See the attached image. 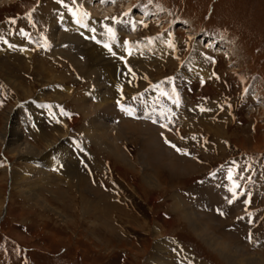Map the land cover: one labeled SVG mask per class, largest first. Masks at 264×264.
Segmentation results:
<instances>
[{
    "label": "rangeland",
    "instance_id": "1",
    "mask_svg": "<svg viewBox=\"0 0 264 264\" xmlns=\"http://www.w3.org/2000/svg\"><path fill=\"white\" fill-rule=\"evenodd\" d=\"M129 1V11L126 0L87 11L85 0H0V128L11 111L24 145L64 142L72 155L61 160L80 159L82 178L46 187V206H36L12 184L22 165L0 138V264H152L159 240L190 264H228L173 209L174 196L219 238L244 225L242 244L224 242L264 258V0ZM78 8L72 22L84 32H66L62 16ZM153 131L193 169L175 175L151 162ZM88 134H105L126 159ZM148 162L157 187L143 180ZM206 188L222 190L227 206L202 212Z\"/></svg>",
    "mask_w": 264,
    "mask_h": 264
},
{
    "label": "bare ground",
    "instance_id": "2",
    "mask_svg": "<svg viewBox=\"0 0 264 264\" xmlns=\"http://www.w3.org/2000/svg\"><path fill=\"white\" fill-rule=\"evenodd\" d=\"M109 1L111 3H113L114 5H117L118 3L121 2V0H109ZM126 1L129 2V4H127V11H129L130 6H131L130 1L129 0H126ZM85 2H86L85 3L86 4L85 10H87V11H90L94 7L95 4H96L95 6L97 8L100 7V4H99L100 0H85ZM91 3L93 4L92 6H91ZM79 11H80L79 8H78L77 12L74 11L73 12L74 16L67 15V14H65L67 16H62V19L65 21L66 32H70L74 29L75 25L73 24L72 20L74 19V17H76V16L78 17L80 15V14L79 15L77 14ZM80 16H82V15H80ZM47 22L49 24L51 35L53 37H55V35H56L55 29H57L55 22L51 21V20H47ZM75 29L80 34H82L84 32L83 31L84 29L81 26H79L78 24H77V27L75 26ZM107 32L108 33H105V34L110 35V36L111 35L115 36V34H116V31L114 30V28H112V29L109 28V30ZM12 44H14V46L20 47V45L17 42L12 43ZM23 47L21 46V48H23ZM9 48H11V46ZM15 48H17V47H15ZM24 53H26V52H24ZM9 76H8L7 81L10 80ZM118 76H119V74H118ZM11 78H13V77L11 76ZM118 78H120V76ZM133 80H135V79H133ZM183 100H185V99H183ZM84 114H85L86 120L89 121L90 120L89 116H88L89 113L88 114L84 113ZM12 115L13 114L11 113V111L7 115H5L3 125H1L2 127L0 128V138L3 140V145L5 146V149L9 150V153L11 155H15L18 159L19 165H22L21 167L18 166L17 169H14V172L12 174L10 173L12 184L15 185V187L17 189L20 190V193H22V195L27 200H29L30 202H34V205L41 206V207L46 206L45 202L39 198V197H41L42 191H49L50 190V189L47 190L46 187H48V188H52V187L59 188L58 187L59 184L56 185V183L57 182H63V183H67L68 185H70V188H71L72 187L71 184H72L73 180H76L77 178L82 179L80 177L81 174L78 172V169H77V166L79 167L80 159L78 161H74V162L66 161V163H64V161L61 160L62 158H65V157L67 158L68 156L72 155L70 150H67V147H66L64 142H62L61 145H59L57 143L55 144L54 142L47 140L45 142L46 144L44 145V148L39 147L38 144H34L32 141L31 142L33 144L28 143L27 145H24V143L22 142L21 137L19 135L20 133L16 132L13 124L11 123ZM208 117L210 118V116H208ZM32 119H34V118H32ZM209 120L210 119H208V122L206 124L207 126H211L212 124H214L213 122H209ZM200 123H201V121H200ZM205 123L203 122L201 124H205ZM126 126H127V124H126ZM129 127H130V124L126 128H129ZM87 128H88V126H87ZM63 130L65 131L66 129H63ZM89 130H91V129H89V128L85 129V132L91 133V131H89ZM136 130H139V129L137 128ZM158 133L156 134V132H154V131L151 132L148 135V138L146 140L145 147H144L146 150L145 153H146L147 157H152V159L150 158L151 162H152V160L155 159L154 162L156 161L158 163L166 164L173 171V173H175V175L179 174L180 173L179 171H186L187 172V171L193 169L191 164L190 165L188 164V166H181L182 159L178 160L172 154V152L169 151L168 147H165L163 145V143H165V139L161 136H158ZM37 136H39V135H37ZM88 137L90 138L91 142L95 146H98L99 144L102 145L101 148L98 147L100 150L101 149L106 150V151L110 152L111 154H113L114 156H119V158H121V159L122 158L126 159L125 157L122 156V153H120V151L115 147V145L108 142L105 134H101V135L88 134ZM40 140H42V139H40ZM37 141H38V139H37ZM79 145L80 146H78L77 149H79L80 151L83 150L82 144H79ZM145 150H143V151H145ZM75 156H78V155H75ZM82 158H83V156H82ZM148 166H151L149 162H148V164L144 163V165H143V169H142L144 171L143 180L147 184H149L150 186L157 187L158 182L155 180L156 179L155 176H153V174L150 173V169H148ZM152 166H153V164H152ZM0 167H2V166L0 165ZM1 170H3L4 172H11L12 168H11V170H9V169L3 167V168H1ZM76 171L78 173H75ZM74 177H76V178H74ZM202 192H204L205 194L208 195V196H206L207 197L206 201H208V202L206 203L205 206L202 205L203 206L201 209L202 212L205 211L206 208L209 209L210 205H211V208L214 207V209L215 208L217 209L218 207L223 208V207L227 206L225 203H223L224 202L223 201L224 198H222L223 196L218 197V193H221L223 195L222 190H221V192L216 193L211 188H206V190H203ZM215 195L218 198L214 197ZM35 202H38L39 205L36 204ZM173 202H174L173 209L181 216L183 221L189 225L190 229L196 234V236H198L204 242V244L207 245V247L209 249H212L216 253V255H218L225 262H227L228 264H264V258L262 256H259L258 254H254V256H248L249 254H247L243 249L240 250L239 247H233L232 244H234V243L237 244L240 242L242 244V242L240 241L239 238L241 236L242 231L243 230L245 231V229H246L244 227V225H237L236 227H234L232 234H231V231L228 232L227 234L225 232H222V234H219V236L221 238L220 239L217 236V234L213 232L214 229L212 230V228H208L206 225H204V222L208 223L209 220L208 221L203 220V219L199 220L198 219L199 215L196 218V217H194V215H193V217H191L190 212H189V214L187 213V211L184 212V204H182L181 201L178 200L177 196L173 197ZM238 203L239 202H236L235 204H238ZM230 208L233 210V206L232 207L230 206ZM192 209L197 210L196 208H192ZM50 210L53 211L54 209L50 208ZM200 215H202V214H200ZM208 215L210 216V214H208ZM206 218H207V215H206ZM157 235H158V233H157ZM224 236H227L228 238L232 237L231 239H229V241H231L232 244H231V242H228V241L225 243L223 240ZM167 242H168V240L167 241L166 240L156 241V243L154 245V249H153V259H151L152 264H173L172 263L173 257L176 258L177 264H190V261H188L187 259L182 257V256H184V253L182 254L181 252H179L177 250L178 244H175L174 241L171 243H169V242L168 243L174 249L172 251H176V253L179 252L180 255H176V254L171 255L169 250L167 249V245H168ZM249 243L250 242H248V244ZM239 245L240 244H238V246ZM236 248H239L240 251L237 250ZM166 249L168 250V254L166 252Z\"/></svg>",
    "mask_w": 264,
    "mask_h": 264
},
{
    "label": "crops",
    "instance_id": "3",
    "mask_svg": "<svg viewBox=\"0 0 264 264\" xmlns=\"http://www.w3.org/2000/svg\"><path fill=\"white\" fill-rule=\"evenodd\" d=\"M206 199H207V197H206ZM192 208V207H191ZM195 208V207H194ZM224 208V207H223ZM216 209V208H215ZM231 209V208H230ZM210 219H212L213 221H215L211 216H210ZM232 233V232H231Z\"/></svg>",
    "mask_w": 264,
    "mask_h": 264
},
{
    "label": "snow or ice",
    "instance_id": "4",
    "mask_svg": "<svg viewBox=\"0 0 264 264\" xmlns=\"http://www.w3.org/2000/svg\"><path fill=\"white\" fill-rule=\"evenodd\" d=\"M14 23V21H12ZM167 142V141H166ZM177 151H179V149H177Z\"/></svg>",
    "mask_w": 264,
    "mask_h": 264
}]
</instances>
